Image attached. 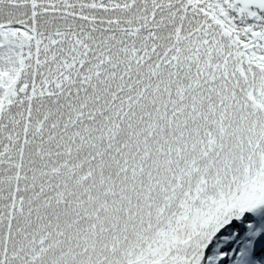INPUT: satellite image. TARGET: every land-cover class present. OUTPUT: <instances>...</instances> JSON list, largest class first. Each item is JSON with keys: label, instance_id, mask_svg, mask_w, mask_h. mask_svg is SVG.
<instances>
[{"label": "snow or ice", "instance_id": "6c2138e0", "mask_svg": "<svg viewBox=\"0 0 264 264\" xmlns=\"http://www.w3.org/2000/svg\"><path fill=\"white\" fill-rule=\"evenodd\" d=\"M0 264H264V0H0Z\"/></svg>", "mask_w": 264, "mask_h": 264}]
</instances>
